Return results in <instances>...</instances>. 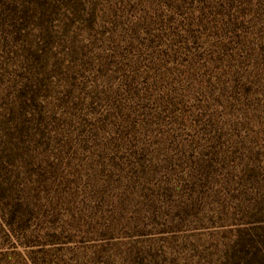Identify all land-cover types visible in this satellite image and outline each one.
<instances>
[{
	"label": "rangeland",
	"instance_id": "374dc122",
	"mask_svg": "<svg viewBox=\"0 0 264 264\" xmlns=\"http://www.w3.org/2000/svg\"><path fill=\"white\" fill-rule=\"evenodd\" d=\"M263 229L264 0H0V264H264Z\"/></svg>",
	"mask_w": 264,
	"mask_h": 264
},
{
	"label": "trees",
	"instance_id": "16d2710c",
	"mask_svg": "<svg viewBox=\"0 0 264 264\" xmlns=\"http://www.w3.org/2000/svg\"><path fill=\"white\" fill-rule=\"evenodd\" d=\"M18 209L20 210V208H19V207H17V210H18ZM13 213H14V212H13ZM14 215H15V213H14ZM263 230H264V229H263Z\"/></svg>",
	"mask_w": 264,
	"mask_h": 264
}]
</instances>
